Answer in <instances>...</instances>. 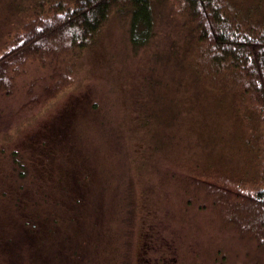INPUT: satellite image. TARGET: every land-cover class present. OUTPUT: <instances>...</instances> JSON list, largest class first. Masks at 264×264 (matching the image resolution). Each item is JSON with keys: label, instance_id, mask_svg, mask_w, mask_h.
<instances>
[{"label": "rangeland", "instance_id": "374dc122", "mask_svg": "<svg viewBox=\"0 0 264 264\" xmlns=\"http://www.w3.org/2000/svg\"><path fill=\"white\" fill-rule=\"evenodd\" d=\"M224 1L245 26L264 23V0ZM33 2L0 0V51ZM154 7L158 38L150 48L132 47L127 17L117 13L84 48L63 45L10 68L13 88L0 93V264H140L157 256L153 249L141 257L148 226L159 249L169 248L167 264L264 258L255 242L194 201L202 200L186 204L171 185L164 187L170 217L155 215L161 188H146L139 170L147 153L166 169L181 165L251 182L257 151L244 143L245 122L222 106V85L192 76L184 84L170 81L190 69L175 62L182 64L183 53L180 60L168 46L174 38L177 47L185 42L177 39L173 14L179 1ZM160 74L164 91L153 78ZM60 81L68 86L49 98ZM171 118L177 119L167 124Z\"/></svg>", "mask_w": 264, "mask_h": 264}, {"label": "trees", "instance_id": "16d2710c", "mask_svg": "<svg viewBox=\"0 0 264 264\" xmlns=\"http://www.w3.org/2000/svg\"><path fill=\"white\" fill-rule=\"evenodd\" d=\"M161 1L34 0L32 9H27L26 22L0 51V93L7 95L13 88L10 68L30 56L41 59L45 54L51 55L63 45L84 48L113 14L120 13L127 17L128 37L133 48H150L158 38L154 6ZM177 1L179 8L173 12L175 17H179L177 31L180 36L177 39L182 38L185 42L181 48L177 47L174 38L168 46L170 53L180 60L183 53L185 59L182 57V64L177 59L175 62L184 69H190L186 70L185 76L180 77L179 73L180 76L176 75L170 81L177 80L184 84L188 76H192L196 83H203L208 78L227 90L226 102L222 106L239 121L245 122L247 137L244 143L247 148L253 147L257 151V177L248 182L210 172L201 174L195 169L184 170L181 165L166 169L161 165V159L149 152L143 156L139 169L141 177L145 175V181H142L146 188L154 185L161 188L153 208L157 218L165 220L170 217L172 202L168 201L164 187L171 185L186 204H192L194 199L202 200L203 205L194 201L198 202L199 207L209 208L216 213L222 227L236 228L241 238L255 242L256 249L264 255V23L255 27L236 21L235 15L225 8L224 0ZM157 52L154 58L156 61L162 60L160 50L157 49ZM166 52H163V57ZM164 76H153L155 82L161 83V91L165 90L162 84ZM147 77L152 79V75ZM58 86L49 94V98H54V94L64 90L68 84L63 85L60 81ZM155 115L150 112L149 117L153 119ZM144 119L146 124L148 114ZM172 119L167 124L175 122L177 118ZM169 137L171 135L166 138ZM158 174V180H153L152 176ZM142 200L149 201L140 198ZM149 228L143 235L148 241L141 257L153 249L157 256L155 260L143 257L140 264H167L170 250L159 249L162 243L150 236L156 231ZM259 263L264 264V258Z\"/></svg>", "mask_w": 264, "mask_h": 264}]
</instances>
